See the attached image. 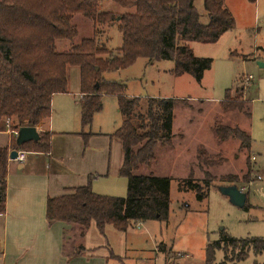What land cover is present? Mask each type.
Segmentation results:
<instances>
[{"label":"trees","instance_id":"16d2710c","mask_svg":"<svg viewBox=\"0 0 264 264\" xmlns=\"http://www.w3.org/2000/svg\"><path fill=\"white\" fill-rule=\"evenodd\" d=\"M110 1L124 12L102 13L99 0H0V126L10 123L11 131L17 132L48 119L51 98L66 92L71 67L78 70L82 127L90 126L93 116L101 111L103 96L116 99L121 122L110 137L121 144L119 175L126 180V196L97 195L88 183L46 201L49 224L63 223L76 229V254L85 252L82 241L92 225L104 238L106 227L124 233L137 223L165 222L170 207V180L136 173L154 161L158 146L171 145L174 109L183 100L130 98L124 94L123 84L106 81L103 75L126 70L138 59L149 63L170 61L173 76L186 74L199 83L212 61L195 57L186 43L214 44L235 26L225 0H201L202 12L196 6L198 0ZM75 16L101 25L117 23L121 46L110 51L92 37L67 52H57L56 42L72 41L77 36L71 25ZM244 103L233 100L228 92L219 105L223 113L245 115ZM213 133L220 144L229 137L239 140L240 152L250 146L248 136L238 128L214 124ZM48 138L49 134L39 133L37 142L16 147L11 141L9 149L47 153ZM198 158L201 164H208L204 153ZM7 161L8 148L0 147V214L5 212ZM250 173L248 170L245 182H250ZM226 181L236 183L237 179L229 176ZM204 185L209 187L207 182ZM188 188L201 198L197 184L190 181ZM157 249L163 251V244ZM228 250L230 257L226 255ZM216 252L223 254L217 264H237L250 253L264 254V237L236 239L222 232L218 241L207 244L204 264H215Z\"/></svg>","mask_w":264,"mask_h":264},{"label":"rangeland","instance_id":"374dc122","mask_svg":"<svg viewBox=\"0 0 264 264\" xmlns=\"http://www.w3.org/2000/svg\"><path fill=\"white\" fill-rule=\"evenodd\" d=\"M196 6L202 12L201 0ZM225 6L235 22L232 31L214 44L186 43L195 57L212 61L199 83L186 74L173 76L170 61L149 63L138 59L126 70L103 75L106 81L123 84L124 94L130 98L183 100L174 109L171 145L158 146L154 161L141 166L136 173L170 180L168 218L165 222L137 223L124 233L106 227L104 238L91 227L87 240L92 239L96 246L108 243V248L98 254L107 264H204L207 244L218 241L222 232L236 239L264 237V0H255L253 4L247 0H225ZM98 9L102 13L124 12L110 0H99ZM71 25L77 36L72 41L56 42L59 53L92 37L110 51L121 46L115 22L101 25L75 16ZM248 76L251 81L245 82ZM78 87V70L71 67L67 71L66 92L76 93ZM228 92L233 100L246 101L245 115L221 111L219 104ZM119 122L115 97L103 96L102 110L93 117L91 131L111 135ZM4 124L10 127V123ZM214 124L238 128L248 136L249 148L240 152V141L233 137L218 143ZM202 153L208 161L206 165L199 161ZM248 170L249 183L244 181ZM229 176L237 182L226 181ZM190 181L199 186L200 199L195 190L188 188ZM204 182L209 184L208 188ZM100 186L103 193L115 194L110 197L126 196L124 178L109 177ZM230 186L246 194L243 207L230 202L224 191ZM160 244L164 249L158 252ZM106 250L118 259L108 258ZM231 254L228 250L226 255ZM222 257L221 252H216L215 264ZM255 262L264 264V254L250 253L237 264Z\"/></svg>","mask_w":264,"mask_h":264},{"label":"crops","instance_id":"0c3cea01","mask_svg":"<svg viewBox=\"0 0 264 264\" xmlns=\"http://www.w3.org/2000/svg\"><path fill=\"white\" fill-rule=\"evenodd\" d=\"M81 97L78 87L76 93L67 91L51 98L50 117L35 127L37 133L50 136L47 153L24 151L22 163L7 161L5 212L0 214V264H107L98 254L108 248V243L96 246L92 239L87 240L94 225L82 241L85 252L76 254V229L63 223L49 224L45 218L48 198L88 183L97 195H115L103 193L100 182L109 177L123 178L119 175L123 160L120 142L109 134L92 132L90 126L88 131L82 127ZM15 138L8 125L0 126V147L8 148V154ZM90 249L92 253L87 252ZM107 252L108 258L118 259L112 251Z\"/></svg>","mask_w":264,"mask_h":264},{"label":"water","instance_id":"95a60500","mask_svg":"<svg viewBox=\"0 0 264 264\" xmlns=\"http://www.w3.org/2000/svg\"><path fill=\"white\" fill-rule=\"evenodd\" d=\"M261 64H259L260 66ZM262 67V66H261ZM39 134L34 127H21L16 132L15 146L20 147L29 142H37ZM17 156V151L12 150L8 154V159L14 161ZM230 202L238 207H243L246 200V195L238 190L235 186L227 187L225 190Z\"/></svg>","mask_w":264,"mask_h":264},{"label":"built area","instance_id":"2783aa9c","mask_svg":"<svg viewBox=\"0 0 264 264\" xmlns=\"http://www.w3.org/2000/svg\"><path fill=\"white\" fill-rule=\"evenodd\" d=\"M244 81L245 82L251 81V77H249V76L248 77H245L244 78ZM15 134H16V132H15ZM25 156H26L25 152H23V151H17V156H16V159L14 161L17 162V163H22L25 160Z\"/></svg>","mask_w":264,"mask_h":264}]
</instances>
